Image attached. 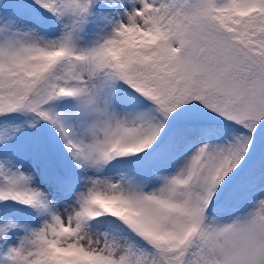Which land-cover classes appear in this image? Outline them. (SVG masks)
Here are the masks:
<instances>
[{
    "label": "snow or ice",
    "instance_id": "snow-or-ice-1",
    "mask_svg": "<svg viewBox=\"0 0 264 264\" xmlns=\"http://www.w3.org/2000/svg\"><path fill=\"white\" fill-rule=\"evenodd\" d=\"M0 264H264V0H0Z\"/></svg>",
    "mask_w": 264,
    "mask_h": 264
}]
</instances>
